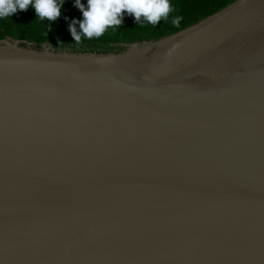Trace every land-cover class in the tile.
<instances>
[{"label": "water", "instance_id": "1", "mask_svg": "<svg viewBox=\"0 0 264 264\" xmlns=\"http://www.w3.org/2000/svg\"><path fill=\"white\" fill-rule=\"evenodd\" d=\"M0 264H264V0L120 52L1 38Z\"/></svg>", "mask_w": 264, "mask_h": 264}, {"label": "trees", "instance_id": "2", "mask_svg": "<svg viewBox=\"0 0 264 264\" xmlns=\"http://www.w3.org/2000/svg\"><path fill=\"white\" fill-rule=\"evenodd\" d=\"M234 0H170L173 11L167 20L162 19L152 25L143 17L135 21L134 17L124 14L123 23L108 28L105 33L96 38L88 39L81 35L77 43L69 31L73 20H82L81 11L75 6V0H57L60 5V16L51 21L41 19L32 5L26 11L0 18V39H26L40 44L48 43L55 48L69 49L74 52H120L133 42L156 40L167 34L176 32L194 22L223 8ZM87 5V0H81ZM175 17H180L179 27L172 23ZM80 32L79 25H76Z\"/></svg>", "mask_w": 264, "mask_h": 264}, {"label": "clouds", "instance_id": "3", "mask_svg": "<svg viewBox=\"0 0 264 264\" xmlns=\"http://www.w3.org/2000/svg\"><path fill=\"white\" fill-rule=\"evenodd\" d=\"M29 5L34 7L41 19L55 21L61 14L57 0H0V18L13 15L17 10L26 11ZM75 6L83 15L82 20H73L69 25L71 36L77 43L81 42V35L88 39L98 38L108 28L119 26L125 13L133 16L135 21L143 17L148 23L156 25L162 19L167 20L173 11L170 0H87V5L75 0ZM180 19L175 17L172 23L179 27Z\"/></svg>", "mask_w": 264, "mask_h": 264}]
</instances>
